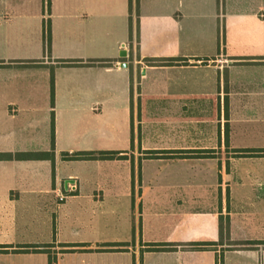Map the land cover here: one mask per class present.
Listing matches in <instances>:
<instances>
[{
	"label": "crops",
	"instance_id": "1",
	"mask_svg": "<svg viewBox=\"0 0 264 264\" xmlns=\"http://www.w3.org/2000/svg\"><path fill=\"white\" fill-rule=\"evenodd\" d=\"M0 264H264V0H0Z\"/></svg>",
	"mask_w": 264,
	"mask_h": 264
},
{
	"label": "trees",
	"instance_id": "2",
	"mask_svg": "<svg viewBox=\"0 0 264 264\" xmlns=\"http://www.w3.org/2000/svg\"><path fill=\"white\" fill-rule=\"evenodd\" d=\"M65 64L70 65V64H74V65H78L81 64L80 62H65ZM115 155V153H94V152H77L74 154H65V158L69 159V160H81V159H96V158H111ZM122 246L123 244H108L107 246ZM64 247H69L68 249H65V252H70V251H74L73 247H79V246H83L81 244H64ZM200 244H193V247H199ZM120 250V249H117ZM99 251H105V249H101Z\"/></svg>",
	"mask_w": 264,
	"mask_h": 264
},
{
	"label": "water",
	"instance_id": "3",
	"mask_svg": "<svg viewBox=\"0 0 264 264\" xmlns=\"http://www.w3.org/2000/svg\"><path fill=\"white\" fill-rule=\"evenodd\" d=\"M120 56L121 57H126L127 56V51L126 50H122V52H120ZM122 67H127L128 64L127 63H123L121 64ZM68 181H73V180H68ZM67 183V182H66Z\"/></svg>",
	"mask_w": 264,
	"mask_h": 264
},
{
	"label": "built area",
	"instance_id": "4",
	"mask_svg": "<svg viewBox=\"0 0 264 264\" xmlns=\"http://www.w3.org/2000/svg\"><path fill=\"white\" fill-rule=\"evenodd\" d=\"M64 199V196H60V200H63Z\"/></svg>",
	"mask_w": 264,
	"mask_h": 264
},
{
	"label": "rangeland",
	"instance_id": "5",
	"mask_svg": "<svg viewBox=\"0 0 264 264\" xmlns=\"http://www.w3.org/2000/svg\"><path fill=\"white\" fill-rule=\"evenodd\" d=\"M119 55H120V52H119Z\"/></svg>",
	"mask_w": 264,
	"mask_h": 264
}]
</instances>
